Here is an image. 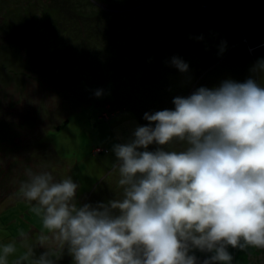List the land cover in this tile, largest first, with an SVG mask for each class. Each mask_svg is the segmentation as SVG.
Returning a JSON list of instances; mask_svg holds the SVG:
<instances>
[{
  "label": "rangeland",
  "instance_id": "1",
  "mask_svg": "<svg viewBox=\"0 0 264 264\" xmlns=\"http://www.w3.org/2000/svg\"><path fill=\"white\" fill-rule=\"evenodd\" d=\"M141 1L0 0V244L20 232L33 244L42 231L47 234L20 193L27 171L72 177L80 185V204L95 205L97 188L111 193L110 185L117 184L110 166L113 145L142 125L129 110L138 103L145 68L133 21L174 14L190 21L188 46L175 43L171 52L185 54L193 71L216 66L208 88L226 79L244 82L264 59V0H152L157 5L144 10L133 6ZM96 90H103L100 98ZM45 249L57 264L72 262L54 239L37 246V254ZM230 251L233 264H264V248Z\"/></svg>",
  "mask_w": 264,
  "mask_h": 264
},
{
  "label": "clouds",
  "instance_id": "2",
  "mask_svg": "<svg viewBox=\"0 0 264 264\" xmlns=\"http://www.w3.org/2000/svg\"><path fill=\"white\" fill-rule=\"evenodd\" d=\"M171 65L190 70L180 57ZM250 71L146 112L113 145L121 192L106 202L80 204L72 177L27 171L20 193L47 234L0 244V264H57L36 251L50 239L73 264H233L230 249L264 248V59Z\"/></svg>",
  "mask_w": 264,
  "mask_h": 264
},
{
  "label": "trees",
  "instance_id": "3",
  "mask_svg": "<svg viewBox=\"0 0 264 264\" xmlns=\"http://www.w3.org/2000/svg\"><path fill=\"white\" fill-rule=\"evenodd\" d=\"M141 2L142 3H137L133 6H141L138 9L143 8L144 10L151 5H157V2L152 0H143ZM145 2L150 3L142 5ZM160 5H164V3ZM109 13L110 18L113 16L120 17L117 12ZM175 15L176 14L171 15L169 18L165 15L164 19H162V17H155L152 21L146 19L143 23H138L136 19L131 24L135 30V34L138 35L136 38L140 40L139 46L143 52V59L141 60L143 62H141V64L145 68L143 70L144 80L140 84L141 90L136 93V100L138 103L135 107H132L129 110L136 114L142 125L147 124V121L143 118L146 112L150 113L157 110L173 109L174 105L172 101L175 96H188L199 87H207L210 85L209 80L212 78L213 73L217 70L216 66H214L212 70L204 71V73H202L198 69L199 67L193 71L194 66L189 64V72L187 74H182L178 71V69L171 65V59L173 57H180L185 60V54H182L181 52H171V46L175 43H179L180 46H188V43L186 42L187 39H184V33L187 30L186 25L190 22H188L187 19H184L183 22V19L177 17V15L176 18H174ZM181 32L183 33L181 34ZM162 64L165 66L168 65L169 68L166 69L161 66ZM147 73H152V75L150 77H146ZM195 82L196 86L193 87L192 85ZM132 102L134 101L132 100ZM62 123L67 124L68 119L64 120ZM60 125L61 124L56 127L57 130H60ZM154 148L155 146H152L151 150H154ZM103 183L104 181L102 184ZM110 186H112L111 193L107 190L110 188L96 189V191L99 192H95V194L97 193L99 197L95 201V204L97 202H106L107 200L120 194L121 190L117 189V184ZM68 257L70 260L72 259L71 256ZM69 264H73V260Z\"/></svg>",
  "mask_w": 264,
  "mask_h": 264
}]
</instances>
